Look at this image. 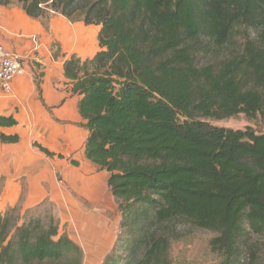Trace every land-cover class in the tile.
Returning a JSON list of instances; mask_svg holds the SVG:
<instances>
[{
  "label": "trees",
  "instance_id": "obj_1",
  "mask_svg": "<svg viewBox=\"0 0 264 264\" xmlns=\"http://www.w3.org/2000/svg\"><path fill=\"white\" fill-rule=\"evenodd\" d=\"M14 5L45 26L57 14L100 28L95 56H72L64 71L81 97L85 157L110 174L121 214L101 264H173L169 222L178 219L216 234L210 247L220 264L256 263L247 244L264 235V135L208 121L264 108V0H0ZM239 30V51L197 64ZM16 124L0 118V126ZM46 209L0 212V264H83Z\"/></svg>",
  "mask_w": 264,
  "mask_h": 264
},
{
  "label": "crops",
  "instance_id": "obj_2",
  "mask_svg": "<svg viewBox=\"0 0 264 264\" xmlns=\"http://www.w3.org/2000/svg\"><path fill=\"white\" fill-rule=\"evenodd\" d=\"M60 17L51 23L50 34L20 6H0V43L26 61V73L14 82L12 93L0 88V118L17 123L0 126V135L19 138L17 143L0 139V212L18 207L24 214L47 206L60 234L81 248L83 264H101L116 246L119 215L109 191L110 174L85 157L89 132L78 108L81 97L73 94L64 71L72 56L86 60L100 48L90 30H66L77 47H69L64 37L67 48L61 52L52 47L55 39L47 46L46 36L60 31L56 23L67 21ZM35 37L43 42L36 47Z\"/></svg>",
  "mask_w": 264,
  "mask_h": 264
},
{
  "label": "rangeland",
  "instance_id": "obj_3",
  "mask_svg": "<svg viewBox=\"0 0 264 264\" xmlns=\"http://www.w3.org/2000/svg\"><path fill=\"white\" fill-rule=\"evenodd\" d=\"M59 19H61L59 15H53L46 26L41 21H39V25L43 26L46 29V31L51 34V30H50L51 23ZM64 22L67 24L66 26L64 25L65 23H62L60 21L56 23V28L60 29L59 33L61 35H59V33L56 31V35L54 34V35L46 36L48 40L47 46H49V44L52 43L53 39H55V42L52 43V47L55 48V50H58V52H61L63 48H67L65 47L66 41H64L65 39H67V41H69L67 43L69 47L71 48L77 47V41L71 44L72 42H70L69 37L65 35L66 30H68V33L70 32L86 33L88 30H90L91 32L94 33L92 34L93 37L95 38L96 46H98L99 44L98 34L100 32L99 27H95V26L85 27L83 24H73L68 21H64ZM74 27L76 28L73 29ZM84 27L87 30H85ZM245 36L246 33L244 32V30H239V32L236 33L230 46L225 47L223 49H216L213 46H210L211 50L208 51V53H205L202 56H200L198 58L197 64L201 66L210 65V64L218 65L219 62H221L224 59H227L228 57H231L232 54L236 53L241 49ZM63 37L65 39H63ZM31 40H32V45H34V47H36L37 45H41L43 43L42 41H39L40 39L37 40V37H35V39L31 38ZM90 58L92 57L89 56L86 59H90ZM262 92L264 96V90ZM208 123L212 126H216L220 128L232 129L235 131L251 130L255 132L257 135H264V108L261 113H258L255 117L252 118L247 117L244 114H241L236 117H232L221 121L209 120ZM3 182L4 179L0 181V189L3 186ZM115 207L117 209L116 212L119 215V232H120L121 214L119 211L118 202L116 200H115ZM46 208L47 206H44L37 213L44 214L45 210H47ZM51 213L53 215L52 210ZM215 237H216L215 233L208 230L197 228L196 226L182 219L169 222V238L171 241L170 258L173 264H220L222 258L219 255L213 253L210 247V242ZM247 245H254L255 250L257 252V261L254 264H264V235H258V236L252 235L251 238L248 240ZM248 253H249L248 250L245 249L243 256L244 261L248 260V256H249Z\"/></svg>",
  "mask_w": 264,
  "mask_h": 264
},
{
  "label": "built area",
  "instance_id": "obj_4",
  "mask_svg": "<svg viewBox=\"0 0 264 264\" xmlns=\"http://www.w3.org/2000/svg\"><path fill=\"white\" fill-rule=\"evenodd\" d=\"M25 63L21 55L11 52L0 43V88L6 94L10 95L14 82L25 75Z\"/></svg>",
  "mask_w": 264,
  "mask_h": 264
},
{
  "label": "bare ground",
  "instance_id": "obj_5",
  "mask_svg": "<svg viewBox=\"0 0 264 264\" xmlns=\"http://www.w3.org/2000/svg\"><path fill=\"white\" fill-rule=\"evenodd\" d=\"M82 31V30H81ZM68 33V32H67Z\"/></svg>",
  "mask_w": 264,
  "mask_h": 264
}]
</instances>
